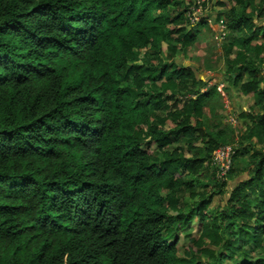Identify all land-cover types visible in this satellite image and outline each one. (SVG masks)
<instances>
[{
  "label": "trees",
  "instance_id": "1",
  "mask_svg": "<svg viewBox=\"0 0 264 264\" xmlns=\"http://www.w3.org/2000/svg\"><path fill=\"white\" fill-rule=\"evenodd\" d=\"M196 3L0 0V264H264V0L209 17L223 81L259 108L223 182L210 60H178L209 30Z\"/></svg>",
  "mask_w": 264,
  "mask_h": 264
},
{
  "label": "rangeland",
  "instance_id": "2",
  "mask_svg": "<svg viewBox=\"0 0 264 264\" xmlns=\"http://www.w3.org/2000/svg\"><path fill=\"white\" fill-rule=\"evenodd\" d=\"M218 1L220 2L221 0H206L207 3L205 4V7H204V10H205L204 17L208 16L205 20H210V23L212 25L216 24L214 19L209 18L210 16H212V9L216 10L217 12L222 10V8L216 5ZM207 27L209 28V30H207L206 32L201 28L202 35H200V37L198 38V40L201 39V41L197 42V46H199V52L195 56L196 57L200 56L202 50L204 49H210L211 51L207 53L206 59L210 60L209 66L212 69H210L209 72H207L209 73V75L207 76L203 75L202 73H198L197 75L198 76L203 75L205 78H208L214 81L215 74H219L221 76V79H222V75L224 74L225 66L223 63V59L220 56L221 53L219 49L222 44L228 43L230 41L229 37L231 36V33H229L226 29L225 34L222 37H220L217 34L216 27H209V23H207ZM198 61H201V63H199ZM184 63H185L184 64L185 67L189 66L197 71L198 67L203 65V60L202 59H199V60L191 59L190 62H184ZM225 82L226 81H224V84ZM261 88H264V84L263 86H261ZM221 92H222L221 96L223 98L218 94L217 100L211 103V105L215 107V110H216L215 113L217 114L216 120L212 118L213 120L212 122L214 125L213 130H214V133L223 131L225 135H230L231 139L229 140L228 144H226L225 146H222L223 149L230 151L231 149L234 150L238 146L239 144L238 137L239 135H241V132L245 130V127H243L244 120H241L238 117L239 113L243 111L245 115H248L253 112H258L259 108L258 106H256L255 100L253 98L245 97L239 94V91H237L233 87L230 88V86L227 85V88H225V91L224 92L221 91ZM209 104L210 102L208 101L206 105H209ZM251 109H254V111H251ZM206 114H207V111H206ZM214 116L215 115H212L211 117H214ZM245 123H249V121L246 119ZM175 148H176V144H174L172 149H175ZM148 150L152 152L154 149L149 148ZM250 155L251 153L243 156L242 159L245 160V158L249 157ZM238 157H242V154H240ZM240 163H241V160L238 159L235 161L234 166L237 165L240 168L241 167ZM216 179L218 182L225 181V179L222 180L218 176ZM214 185L215 183L212 182L211 187L213 188ZM233 186H234L233 182L228 181V187L232 188ZM223 198L222 197L214 198L211 206H214V205L222 206ZM186 201L190 203L189 200H186ZM189 233L197 235L195 234V231H193V229L190 232L188 231L184 237L182 234L181 241L178 244L180 250L182 249V247L185 248L187 236Z\"/></svg>",
  "mask_w": 264,
  "mask_h": 264
},
{
  "label": "built area",
  "instance_id": "3",
  "mask_svg": "<svg viewBox=\"0 0 264 264\" xmlns=\"http://www.w3.org/2000/svg\"><path fill=\"white\" fill-rule=\"evenodd\" d=\"M202 3H204V0H197V6L190 18L191 23H197L199 21V18L204 14L205 10H203L202 8ZM207 23H209V27H216L218 36L222 37L225 34L226 29L221 20L218 21V23L215 25H212L210 23V20H208ZM221 88L222 87H218L220 94H222ZM233 156V149L227 151L226 149H223V147H219L214 154L213 165L217 168L216 173L220 179L224 180L227 173H229V171L231 170Z\"/></svg>",
  "mask_w": 264,
  "mask_h": 264
},
{
  "label": "crops",
  "instance_id": "4",
  "mask_svg": "<svg viewBox=\"0 0 264 264\" xmlns=\"http://www.w3.org/2000/svg\"><path fill=\"white\" fill-rule=\"evenodd\" d=\"M203 30L205 31V28ZM196 33L198 34V36H197V42H200L201 39L198 40V38L200 37V35H202L201 27H199L198 29H196ZM206 50H208V49L202 50L201 55L198 56V57H196L195 55L199 52V46H197V43H196L195 44V48H194V50L192 52L188 53L187 56H185V57L183 56V59H182V56L180 57L181 59L180 58L178 59L179 60V63L184 66V64H185L184 62H190L191 59H193V60L202 59L203 60V65H204V60L207 57ZM198 62L201 63V61H198ZM202 66L198 67V69L201 68ZM203 75L207 76V75H209V73L203 74ZM203 75L202 76H199V78L202 81H205V77ZM215 76H218V75H215ZM218 83H224L223 78L221 79V76H219L218 78H216V81H210L208 87L209 86H212V85H217ZM224 85H225V88H227V85L228 84L226 82H225ZM202 92H204V90Z\"/></svg>",
  "mask_w": 264,
  "mask_h": 264
},
{
  "label": "clouds",
  "instance_id": "5",
  "mask_svg": "<svg viewBox=\"0 0 264 264\" xmlns=\"http://www.w3.org/2000/svg\"><path fill=\"white\" fill-rule=\"evenodd\" d=\"M205 13V12H204ZM204 15V14H203ZM218 23V22H217ZM216 23V24H217ZM225 29H226V26H225ZM218 87H222L221 88V91H225V85H224V83H218L217 85H216V90H217V92L219 93V95L221 96V94H220V91L218 90ZM222 97V96H221ZM223 98V97H222Z\"/></svg>",
  "mask_w": 264,
  "mask_h": 264
}]
</instances>
